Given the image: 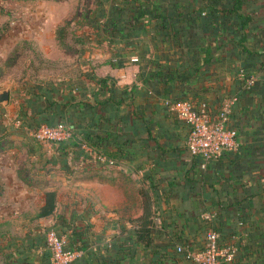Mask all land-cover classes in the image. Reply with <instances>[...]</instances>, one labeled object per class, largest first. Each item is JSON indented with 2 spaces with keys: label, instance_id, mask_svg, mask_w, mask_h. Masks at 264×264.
<instances>
[{
  "label": "crops",
  "instance_id": "crops-1",
  "mask_svg": "<svg viewBox=\"0 0 264 264\" xmlns=\"http://www.w3.org/2000/svg\"><path fill=\"white\" fill-rule=\"evenodd\" d=\"M20 2L33 4L38 51L49 40L73 59L61 65L65 74L46 79L61 85L45 92L54 109L21 104L31 126H16L34 144L19 168L5 156L1 166L20 187L14 182L19 192L9 195L17 208L0 212V226L16 228L0 239V264L44 263L48 230L79 253L73 264H196L185 253L200 254L211 231L236 249L233 264H264V0H149L141 19L132 8L144 0ZM68 3L64 16L58 9ZM155 11L183 17L180 38L160 28ZM118 13L123 24L112 31ZM206 58L218 76L203 87ZM240 70L254 77L250 88ZM233 97L228 127L237 148L202 168L186 149L189 127L163 101L206 102L214 116ZM60 122L72 132L63 143L30 136ZM78 130L116 141L94 150Z\"/></svg>",
  "mask_w": 264,
  "mask_h": 264
},
{
  "label": "rangeland",
  "instance_id": "rangeland-1",
  "mask_svg": "<svg viewBox=\"0 0 264 264\" xmlns=\"http://www.w3.org/2000/svg\"><path fill=\"white\" fill-rule=\"evenodd\" d=\"M20 1L0 0V92L5 90L9 92L8 102L0 104V136L4 139L6 137L7 140L4 144L8 146L6 151H0V163H2L0 164V212L3 209L17 208L15 203H11L9 200V195L14 191L19 192L17 184L20 187L19 182L14 180L13 175L11 176V170L2 168L4 156L11 157L15 166L19 165L17 167L19 168L23 159L27 157L26 155L29 156L28 145L33 143L25 139L26 135L19 128L21 127L19 124L22 123L20 117L24 112L21 104L25 105L26 103L32 106L31 100L34 95L45 93L46 90L53 93V90L60 88L61 85L46 83V79H56L57 76L65 74L66 68L61 65L73 59L68 55H63L64 53L59 52L55 47L53 50L49 40L41 43L46 51H38L40 40L33 34V26L38 21H33V4L30 2L31 6L25 7ZM71 8V4L68 3L61 5L58 10L65 16ZM36 149L38 150V148ZM33 151L32 148L30 154ZM39 153L40 151H34L33 154ZM8 183L13 188L10 189ZM36 203L38 204V200L34 204L29 203V207L32 209V204L35 208ZM8 215H12L14 218L21 216L15 212L4 213V216ZM7 224L11 225L9 222L3 223V225ZM11 227L13 229L0 226V238L11 234L15 235L14 229L16 228Z\"/></svg>",
  "mask_w": 264,
  "mask_h": 264
},
{
  "label": "built area",
  "instance_id": "built-area-1",
  "mask_svg": "<svg viewBox=\"0 0 264 264\" xmlns=\"http://www.w3.org/2000/svg\"><path fill=\"white\" fill-rule=\"evenodd\" d=\"M132 62H137V57H133ZM239 77L245 81V88H250L255 82L254 77H246L243 70H240ZM236 100L237 98L233 97L224 101L214 116L206 102L172 99L163 101L166 110L189 127L186 149L192 157L202 160V168L217 161L224 152L237 148V131L228 127L231 105ZM30 136L38 143L58 145L70 139L72 132L66 124L60 122L54 126L41 125L31 130ZM98 159L107 161L102 155L98 156ZM44 239L49 257L44 263L37 264H73L78 259V252L66 248L65 236L48 230ZM218 239L215 232H209L206 235L204 250L198 255L187 251L186 258L196 264H233L236 249L233 246L221 245ZM177 252L184 250L178 248Z\"/></svg>",
  "mask_w": 264,
  "mask_h": 264
},
{
  "label": "trees",
  "instance_id": "trees-1",
  "mask_svg": "<svg viewBox=\"0 0 264 264\" xmlns=\"http://www.w3.org/2000/svg\"><path fill=\"white\" fill-rule=\"evenodd\" d=\"M149 0H144L145 3H140L138 4L137 6H135L134 8H132V11L136 14V16L138 15V18H142L144 15H147L149 12H148V5H147V2ZM156 10V9H155ZM123 14L121 13H118L117 14V17L114 18V19H111L110 23H109V26L110 28L112 29V31H120V23L123 24V22H121V16ZM152 17L156 20V21H159V26L160 28L163 30V31H168L170 30V32H172V34L175 36V37H181L179 35V28H180V23L183 19V17L181 15L178 16V18L176 17H170V16H162L161 12H152L151 13ZM160 19V20H159ZM133 20L134 22L136 23V19L133 17ZM118 21V24L115 23ZM58 36L61 38V39H64L65 41V38L64 36L60 35L61 33V29H59L58 31ZM210 58H206L205 60V64L208 65V67L205 69V73L203 74L204 75V78L202 79V86L203 87H206L207 84H210L212 82V76H215L217 75L218 76V73H216V71H211V70H214V69H211V61H209ZM215 68H218L215 66ZM219 78L223 79V76L219 75ZM188 94V90L185 89L184 91V94ZM33 96V95H32ZM26 102V101H25ZM31 103L32 104H35L37 105L38 107L39 106H44L46 108H44V112L43 113H46V111H48L49 109H54L55 106H56V103L51 101L48 96L45 94V93H41V94H38L37 96H33L32 97V100H31ZM23 106V105H22ZM24 106H27V104L25 103ZM23 117H27V113L26 112H22V116L20 117L21 118V122L24 123L26 122V120L22 119ZM29 118H31V116H28ZM96 119V118H95ZM47 121V120H46ZM106 121H109L108 119H106ZM21 123V124H22ZM27 125L29 128H30V123L29 122H26ZM96 124L99 123V119L95 121ZM48 126V125H47ZM39 127V126H38ZM36 127V128H38ZM34 129V128H31V130ZM107 136L106 137H101V135H99V132L98 131H95V132H84L82 130H78V135L80 136V138L89 146H91L92 149L96 150L100 147H102L103 145H105V143L109 140V141H116V139L114 137H111L110 134L106 133ZM129 140V138H125L124 140ZM5 139L0 136V151H6V149L8 148V146H6L4 143H5ZM117 150L119 152H121V149L120 147L118 148L117 147ZM111 156V154H108ZM19 172H24V171H19ZM25 174V173H24ZM0 239H7L6 236L0 238Z\"/></svg>",
  "mask_w": 264,
  "mask_h": 264
},
{
  "label": "water",
  "instance_id": "water-1",
  "mask_svg": "<svg viewBox=\"0 0 264 264\" xmlns=\"http://www.w3.org/2000/svg\"><path fill=\"white\" fill-rule=\"evenodd\" d=\"M9 100V92L7 90L0 92V104H6Z\"/></svg>",
  "mask_w": 264,
  "mask_h": 264
}]
</instances>
